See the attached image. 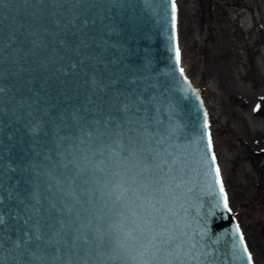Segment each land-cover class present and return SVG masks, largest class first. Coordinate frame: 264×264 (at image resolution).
Segmentation results:
<instances>
[{"label": "water", "instance_id": "obj_1", "mask_svg": "<svg viewBox=\"0 0 264 264\" xmlns=\"http://www.w3.org/2000/svg\"><path fill=\"white\" fill-rule=\"evenodd\" d=\"M174 3L0 0V264H248Z\"/></svg>", "mask_w": 264, "mask_h": 264}, {"label": "rangeland", "instance_id": "obj_2", "mask_svg": "<svg viewBox=\"0 0 264 264\" xmlns=\"http://www.w3.org/2000/svg\"><path fill=\"white\" fill-rule=\"evenodd\" d=\"M180 49L209 111L231 211L264 264V0H177Z\"/></svg>", "mask_w": 264, "mask_h": 264}, {"label": "snow or ice", "instance_id": "obj_3", "mask_svg": "<svg viewBox=\"0 0 264 264\" xmlns=\"http://www.w3.org/2000/svg\"><path fill=\"white\" fill-rule=\"evenodd\" d=\"M172 9H173V20H175V3H174V0H173V5H172ZM176 61H177V64L179 65L180 63V52H179V49L177 48L176 50ZM179 71H180V74L183 75L184 74V69L181 67L179 68ZM207 126V125H205ZM165 135H168L169 138H171L172 135H174V132H172L171 130L169 129H165L164 132H157L155 136L152 137V139H156V137H160V140L158 141V143H164V140H163V137ZM115 143L121 148V149H124V145L121 141L117 140L115 141ZM131 143L133 145H135V141H131ZM208 147L209 149H211V138L209 136V140H208ZM125 151L128 152V155H124V153L122 152L120 154V159L123 160L125 163H127L130 159V157H133V156H137L138 153L136 151V147L135 146H132L130 147L129 149H126ZM159 155V153H155L153 152V150L151 148H146L143 146V143L141 142V147H140V153H139V156L142 157V160L140 162L143 163L144 165V171H147L150 167V164L151 163H154L155 160H156V157ZM168 155L170 156L171 153H168ZM215 156L213 155L212 156V161L213 163H215ZM173 165H175L177 163V161L174 159L172 160L171 162ZM133 167H135V164H133ZM156 167L160 168L161 170L162 169V166L160 164H157ZM215 173H216V177H217V183H219L220 185V192L223 194L224 192V189H223V183H222V180L220 179V169L219 167H216L215 168ZM133 191L135 192V189H133ZM120 197H117V199H119ZM139 198V197H137ZM224 207L227 208V197L225 195L224 197ZM133 215H135V213H133ZM133 224H135V220H133ZM176 227L178 228L179 227V224L177 222L176 224ZM132 231H135V229H132ZM236 233L239 235V243L241 246H243V252L245 253L246 257H247V261H248V264H252V256H251V253L248 251V248H247V245L244 241V237H243V234L240 233V229H239V225L236 226ZM186 235V234H185ZM40 237L37 236V239H39ZM178 237L174 234H172V229L169 228L168 230H162L161 232L159 233H156L155 235H153L150 240L148 241V244L156 249L157 251H160L161 249H164V248H171L172 245L175 243L176 239ZM194 247V245H193ZM145 251H148V248L145 247ZM134 260H138L139 261V264H154V261H155V257H151L149 259H144L143 256H140L138 258L134 257L133 258ZM159 264H163V262H159Z\"/></svg>", "mask_w": 264, "mask_h": 264}, {"label": "bare ground", "instance_id": "obj_4", "mask_svg": "<svg viewBox=\"0 0 264 264\" xmlns=\"http://www.w3.org/2000/svg\"><path fill=\"white\" fill-rule=\"evenodd\" d=\"M176 3H177V0H176ZM177 6H178V3H177ZM178 22H177V27H179V23H180V14H179V8H178ZM178 41H179V35H178ZM180 41L178 42V47H179V50H181L180 49ZM186 63H185V61H184V58H183V55H182V52H181V58H180V66L182 67V68H184V72H185V74H186V76L189 78V75H188V72H187V69H186ZM191 82H192V80H191ZM192 84H194L193 82H192ZM196 87V86H195ZM197 88V87H196ZM198 89V88H197ZM199 90V89H198ZM200 91V90H199ZM206 107V106H205ZM206 109H207V107H206ZM208 113H209V111H208ZM208 118H209V115H208ZM210 122V121H209ZM227 200H228V197H227ZM228 207L230 208V206H229V203H228ZM231 210V209H230ZM233 213V212H232ZM234 215V214H233ZM235 217V216H234ZM236 218V217H235ZM237 220V219H236ZM238 222V221H237ZM239 224V223H238ZM240 226V225H239ZM241 229V228H240ZM243 234V233H242ZM243 237H244V234H243ZM244 240H245V242H246V245H247V248H248V250H249V252L251 253V251H250V248H249V245H248V242L246 241V238L244 237ZM251 256H252V260H253V264H255L254 263V258H253V255H252V253H251Z\"/></svg>", "mask_w": 264, "mask_h": 264}]
</instances>
